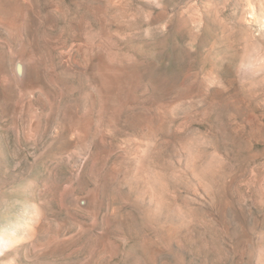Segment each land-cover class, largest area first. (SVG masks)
Masks as SVG:
<instances>
[{
	"label": "rangeland",
	"instance_id": "rangeland-1",
	"mask_svg": "<svg viewBox=\"0 0 264 264\" xmlns=\"http://www.w3.org/2000/svg\"><path fill=\"white\" fill-rule=\"evenodd\" d=\"M0 264H264V0H0Z\"/></svg>",
	"mask_w": 264,
	"mask_h": 264
},
{
	"label": "bare ground",
	"instance_id": "bare-ground-1",
	"mask_svg": "<svg viewBox=\"0 0 264 264\" xmlns=\"http://www.w3.org/2000/svg\"><path fill=\"white\" fill-rule=\"evenodd\" d=\"M20 64V71H22L23 70V68H24V66H23V64L22 63H19ZM18 69V68H17Z\"/></svg>",
	"mask_w": 264,
	"mask_h": 264
}]
</instances>
